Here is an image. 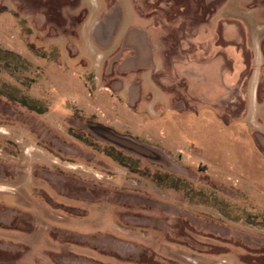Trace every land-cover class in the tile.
I'll return each instance as SVG.
<instances>
[{"label": "rangeland", "instance_id": "374dc122", "mask_svg": "<svg viewBox=\"0 0 264 264\" xmlns=\"http://www.w3.org/2000/svg\"><path fill=\"white\" fill-rule=\"evenodd\" d=\"M98 1L81 26L78 0H0V46L23 59L0 51V264H264L244 218L264 214V10L142 0L154 20L130 26L128 0ZM129 31L151 64L132 75L114 51Z\"/></svg>", "mask_w": 264, "mask_h": 264}, {"label": "crops", "instance_id": "0c3cea01", "mask_svg": "<svg viewBox=\"0 0 264 264\" xmlns=\"http://www.w3.org/2000/svg\"><path fill=\"white\" fill-rule=\"evenodd\" d=\"M68 2L64 3V7L66 9H70V5L71 2L74 0H67ZM131 4H132V9H131V16H132V22H130L129 24H131L130 26H134L136 25H147L150 24L151 20L153 21L154 18L149 17L147 15H143L142 13H140V9H146L145 6L141 5L143 4V2H141L142 0H128ZM152 1V0H150ZM155 3L157 4L156 8H158V4H165L163 1L161 0H154ZM217 1L220 0H168V4H170L171 7H174L175 9H189L191 7V5H195V4H200L203 3L204 6L209 7L212 3H215ZM237 1L239 0H222L221 2V8L225 9L226 7H229V9L232 10H238L239 13H242V11H250L252 13V16L256 18V12L261 13L262 10H264V0H240L241 1V8H239L238 6H236ZM79 4V10H84L87 11L86 12V17L87 20L83 21L81 26L83 25H89V26H94V25H99L97 22H93V18L91 12H89V9H100V3L99 1L97 2V0H94V2L92 4H90V8L88 6L83 7V3L81 4L80 0H78L77 2ZM206 4V5H205ZM86 5V4H85ZM76 8H74L75 10ZM136 10V11H135ZM73 15L76 16V13L73 11ZM113 18V14L109 15L107 14L106 17L104 18L105 21L101 22L100 24H104L105 22H107L108 20L110 21V19ZM119 17L117 19V26L121 25L122 18ZM122 21V22H121ZM111 24V23H110ZM124 24V23H123ZM128 25V24H127ZM117 31V30H116ZM121 37H119V39H117V45H116V49L114 50L115 52L119 49L118 45L121 43L122 44V49H120L119 51H117V57L121 63V66L123 67L124 72H126L127 74L129 73L130 75H132L133 73L142 70L143 68L147 69L148 67H150V60L148 58H150V56L148 55L147 51L145 50V48H143V41H144V35H142L139 31L130 33V31L128 33L125 34V38L124 36L120 35ZM113 46V45H111ZM118 48V49H117ZM113 51V52H114ZM262 51L259 49H253V57L257 58L261 56ZM130 80V79H129ZM140 94V93H139ZM130 95V93H129ZM139 97V95H138ZM139 99H137L138 101Z\"/></svg>", "mask_w": 264, "mask_h": 264}, {"label": "trees", "instance_id": "16d2710c", "mask_svg": "<svg viewBox=\"0 0 264 264\" xmlns=\"http://www.w3.org/2000/svg\"><path fill=\"white\" fill-rule=\"evenodd\" d=\"M0 51L9 54L11 56H16L20 60H23L20 54L15 53L13 51L5 50L1 46H0ZM23 104L31 111H38L35 105L25 100L23 101ZM79 138L84 139V137L82 136H80ZM96 146L98 150L104 152L107 156L113 158L123 167L128 168L129 170L132 171H136L139 169V162L137 160L125 155L124 153L118 151L114 147H110L109 149H103L101 145H96ZM147 175L151 179H153L156 183H158L160 186H166L169 188H174L176 190L183 191L188 197L190 202H200L203 204H209L210 202H212V200H215L216 203H220L224 206V208H227V204L224 203L222 199H218V197H216L213 194L210 195L203 189L194 188L191 183H189L187 180L181 177L169 173H147ZM224 208L223 211L225 210ZM244 218L248 222L259 225L264 229V214L257 216L247 214L246 217Z\"/></svg>", "mask_w": 264, "mask_h": 264}]
</instances>
